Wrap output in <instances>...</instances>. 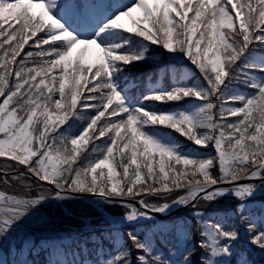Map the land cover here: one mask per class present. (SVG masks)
Here are the masks:
<instances>
[{"label":"snow or ice","instance_id":"obj_1","mask_svg":"<svg viewBox=\"0 0 264 264\" xmlns=\"http://www.w3.org/2000/svg\"><path fill=\"white\" fill-rule=\"evenodd\" d=\"M58 5L67 20L102 18V26L81 38L51 13L56 0H0V259L34 264L31 254L46 250V264H59L54 253L66 264H82L67 257L77 247L87 254L90 240L101 249L105 242L114 246L102 264H192L194 253L199 264H264V199H257L264 195L257 192L264 184V62L249 61L264 55V0ZM109 25L187 55L200 85L144 99L195 96L203 102L196 113L125 105L112 73L143 52L121 54L120 45L98 42ZM91 46L96 59L86 63ZM241 79L253 91L228 95ZM78 121L85 123L76 132ZM153 123L207 151L190 155L179 144L160 142L145 130ZM80 192L100 207L120 204L123 217L100 213L93 225L83 214L90 233L84 236L71 227L34 230L48 219L39 215L41 201L75 199Z\"/></svg>","mask_w":264,"mask_h":264},{"label":"trees","instance_id":"obj_2","mask_svg":"<svg viewBox=\"0 0 264 264\" xmlns=\"http://www.w3.org/2000/svg\"><path fill=\"white\" fill-rule=\"evenodd\" d=\"M136 54H139L141 52H143V57L146 59V64L151 65V64H160V63H164L165 61V57H164V51H158L156 49H154V46L152 47L151 45L145 43V42H137L136 43ZM151 51H148L149 49H152ZM167 54L169 55L170 58L172 59H176L177 61H184L188 64H190L191 66H193V64H191V60H189V58L187 57V55L181 51H167ZM250 62L255 61L254 59H249ZM259 61H264V57H260ZM138 63V62H137ZM194 68H196L195 66H193ZM187 69H190L189 66L185 67ZM199 70V69H198ZM256 77L259 78V75H257ZM195 82H201V76H199L198 74L195 73V75H192V72H187L184 71V68H179L177 67L175 69L174 75L172 77V87L166 86V88L169 90L173 87L176 86H182V87H195L194 85H192ZM200 85V84H198ZM237 91H241V89H239V87H236L235 85H233L232 88L229 89L228 92L230 93H236ZM251 91H253L252 89L247 91L246 93H250ZM196 98L195 96H185L183 97L181 100H177V104L176 105H171L168 104L165 108H163V113H171L170 111L173 109L174 111H177V109L179 107H181L182 104L187 103L188 101L192 100ZM162 106V105H160ZM172 112V113H173ZM84 121L83 123L79 126L78 131L80 130V128H82L84 126ZM149 134L154 135V131L153 129H150V126L147 125L146 126ZM149 128V129H148ZM146 130V129H145ZM146 130V131H147ZM162 138L158 139L160 142L165 143V144H172V143H176L179 144L180 149L183 150L185 153L190 154V155H196L199 154V152H197V150L194 149L193 145L194 144L191 140H189L187 137L183 136L182 134H178V133H170V132H163L161 134ZM105 170V172H107V167L106 166H102ZM117 172H119V169H117ZM240 231L242 233L241 238H240V244L242 245L243 243L246 242V235H245V228L244 225L241 224L240 225ZM105 252H108V249L105 248L104 249ZM192 264H199V259L197 254H193V258H192Z\"/></svg>","mask_w":264,"mask_h":264},{"label":"rangeland","instance_id":"obj_3","mask_svg":"<svg viewBox=\"0 0 264 264\" xmlns=\"http://www.w3.org/2000/svg\"><path fill=\"white\" fill-rule=\"evenodd\" d=\"M128 2H134V0H129ZM99 24H100V26H102L101 19L99 20ZM82 30L85 31L87 38H89L91 35L94 34V32H89L88 30H86L85 27H83ZM101 35L105 37L104 40H99V38H98V42H101L102 44L111 45L113 47H115L116 45H120V47H121L125 43V41L123 40V38H121V36L114 34V32L111 29H109V28H106L105 29V32L102 33ZM119 48H116L115 50L117 51V50H119ZM94 51H96V50L95 49L93 50V49H90L89 48L88 51L85 52L84 59L87 62H93V61H95V59H96V53H95V56H94ZM189 108H191V107L189 106ZM2 163L3 162H0V166L1 167L3 165ZM263 188H264V184H261L260 185V188H258V189H263ZM68 206L71 209H73V210L76 207L78 209V211H80L79 213H81V214H84L85 213L84 209L81 206L75 205L74 203H68ZM112 209L114 211H116V212H119L117 214H124V212H120V211H123L124 210L121 207H114L113 206ZM48 212H46L44 210L39 211V215L41 217H47L48 218L46 221H44V224H45V227L44 228H46V229H48V227H51L52 228V227L56 226V224L58 222H61V221L64 220V218L62 217V213L60 211H57L56 212V210L52 209V211L49 210ZM0 260H1L2 264H4L3 259H0Z\"/></svg>","mask_w":264,"mask_h":264},{"label":"water","instance_id":"obj_4","mask_svg":"<svg viewBox=\"0 0 264 264\" xmlns=\"http://www.w3.org/2000/svg\"><path fill=\"white\" fill-rule=\"evenodd\" d=\"M156 215H162L161 213H156Z\"/></svg>","mask_w":264,"mask_h":264}]
</instances>
